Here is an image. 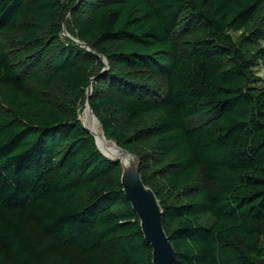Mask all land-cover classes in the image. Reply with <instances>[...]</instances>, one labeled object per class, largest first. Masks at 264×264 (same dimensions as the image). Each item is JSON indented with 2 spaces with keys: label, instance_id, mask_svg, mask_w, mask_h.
Returning a JSON list of instances; mask_svg holds the SVG:
<instances>
[{
  "label": "trees",
  "instance_id": "1",
  "mask_svg": "<svg viewBox=\"0 0 264 264\" xmlns=\"http://www.w3.org/2000/svg\"><path fill=\"white\" fill-rule=\"evenodd\" d=\"M261 32L264 0H0V264H152L121 165L57 99L90 86L106 138L141 158L174 264H264ZM14 35L49 62L26 71Z\"/></svg>",
  "mask_w": 264,
  "mask_h": 264
},
{
  "label": "water",
  "instance_id": "2",
  "mask_svg": "<svg viewBox=\"0 0 264 264\" xmlns=\"http://www.w3.org/2000/svg\"><path fill=\"white\" fill-rule=\"evenodd\" d=\"M76 43L85 47L84 43L79 41H76ZM105 64L108 67L106 61ZM88 90L92 92V87L90 86ZM91 112L94 115L92 109ZM90 133L94 136V133ZM103 135L106 143H110L109 145L118 150V155L111 156L103 151L97 140L96 147L107 160L121 165L123 193L139 219L145 242L152 248V264H174L177 255L164 227V210L157 194L143 180L141 175V158L119 146L116 141L108 140L104 132Z\"/></svg>",
  "mask_w": 264,
  "mask_h": 264
},
{
  "label": "rangeland",
  "instance_id": "3",
  "mask_svg": "<svg viewBox=\"0 0 264 264\" xmlns=\"http://www.w3.org/2000/svg\"><path fill=\"white\" fill-rule=\"evenodd\" d=\"M260 27V23L255 24L252 28V32H255V30H259ZM262 28V26H261ZM73 33L74 30L71 28V26L69 24H67L65 26V33L63 34V38L62 41L69 43V42H73ZM242 32L236 33L234 34L235 38H238L239 36H241ZM261 36H260V43L262 45V47L264 48V32H261ZM255 37V36H254ZM257 37V36H256ZM255 37V38H256ZM3 40L5 41V44L9 47V49H12L13 53L17 56L20 57L22 59L21 65L26 68L27 70H34L37 65L42 63L47 64L50 60V55H47L41 59H37L38 58V51H36L35 49H33L30 45H26V48L23 47L22 43L20 42L19 39V35H14V36H3ZM74 41H78L77 39H74ZM22 67V68H23ZM256 73L258 76L264 78V60L260 62V66L258 67V69L256 70ZM158 85L161 88H165V81L162 78H157L156 79ZM92 87V86H91ZM93 91V90H92ZM91 90H87L86 91V96L84 98V100H82L81 103H79L76 107L73 105V103L70 100V96L65 92V90H63L62 88H58L57 89V99L59 102H61L62 104H65L68 107H72V108H76L77 110V114L79 117L80 122L90 131H91V124L90 121L95 117L96 120L98 121L99 125H100V132L103 134V130L101 127V123L98 120V118L93 115L91 112H89V110L91 109L88 103V96L91 95ZM4 103L2 101V98L0 97V107H3ZM89 114V115H88ZM92 116V117H91ZM94 118V119H95ZM206 119V116H202V117H196L192 120H190L189 125L190 126H196L199 125L200 123H202L204 120ZM89 120V121H88ZM93 133V132H92ZM95 144H96V140L98 142L97 137L94 135L93 136ZM198 184L201 187L204 188H209V186H207V184H205L203 176H201L198 180ZM212 221L210 218L205 217L203 218V223L204 222H209Z\"/></svg>",
  "mask_w": 264,
  "mask_h": 264
},
{
  "label": "bare ground",
  "instance_id": "4",
  "mask_svg": "<svg viewBox=\"0 0 264 264\" xmlns=\"http://www.w3.org/2000/svg\"><path fill=\"white\" fill-rule=\"evenodd\" d=\"M89 112H91V109L89 110ZM94 118L90 121V124H91V126H90L91 128L90 129L94 133V135L97 137L98 143H99L101 149L103 151H105L106 153H108L109 155H111V156L112 155L113 156H117L118 155V150L116 148L112 147L111 145H109L110 143L109 144L106 143V141L103 139L104 135L99 131L100 130V125H99L98 121L96 120V118L95 119Z\"/></svg>",
  "mask_w": 264,
  "mask_h": 264
}]
</instances>
